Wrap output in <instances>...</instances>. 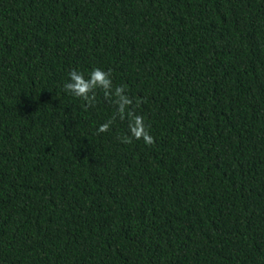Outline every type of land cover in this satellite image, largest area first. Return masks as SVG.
<instances>
[{
    "label": "trees",
    "instance_id": "trees-1",
    "mask_svg": "<svg viewBox=\"0 0 264 264\" xmlns=\"http://www.w3.org/2000/svg\"><path fill=\"white\" fill-rule=\"evenodd\" d=\"M0 264H264V0H0Z\"/></svg>",
    "mask_w": 264,
    "mask_h": 264
}]
</instances>
